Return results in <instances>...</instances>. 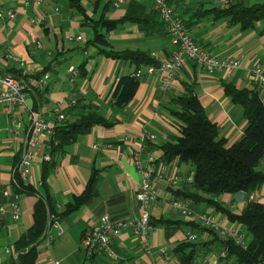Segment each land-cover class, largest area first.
<instances>
[{"label": "crops", "instance_id": "crops-1", "mask_svg": "<svg viewBox=\"0 0 264 264\" xmlns=\"http://www.w3.org/2000/svg\"><path fill=\"white\" fill-rule=\"evenodd\" d=\"M116 0H83L87 13L98 19L103 14L109 19L132 16L121 26L108 33L112 46L116 49H135L157 53V59L168 56L171 44L169 34L161 22L153 0H124L115 5ZM181 14L190 30L191 36L203 47L219 57H231L239 60L238 67L229 74L226 70L207 71L204 67L187 60L180 70L173 85L167 90L160 87L158 74L144 72L134 99L124 108H118L112 101L111 90L115 82L124 74L136 71L137 65L101 55L94 46L84 53L88 39L94 36L90 25H84V14L69 0H0V67L17 66L27 73L45 70L49 93L38 110L49 123L56 121L55 108L65 109L74 92L83 95L87 101L101 103L100 112L116 123L107 127L97 124L78 140L66 147V152L59 158L57 166L47 178L50 194L60 207L73 200L75 195L84 191L94 168L100 169L97 185L98 193L78 209L58 220L59 227H51L53 240L50 244L43 240L37 264H53L51 258L59 264H180L173 248L186 239L189 228L188 217L182 216L170 207L175 198L173 192L180 187L160 185L157 200L151 206L153 218L164 217L176 221L170 228L166 224L154 225L149 232V250L145 249L140 238L126 230L113 242V254L98 252L86 258L82 246L85 230L108 213L114 218L131 217L138 213L136 194L141 185V176L133 161V154L144 150L149 144L142 134L146 129L157 132V143L178 134L170 122V116L163 108L173 94L183 91L182 82L195 80L198 95L209 117L221 128V135L233 143L239 139L246 127L247 120L243 108L235 104L225 93L223 81L233 79L237 87H252V69L256 62L264 65V19L252 29L242 30L238 25H229L226 19H216L215 6H225L233 0H170ZM259 2L264 0H249ZM97 2V3H96ZM96 3V7L95 6ZM9 11L14 16L8 14ZM78 35L83 40H78ZM41 45V46H39ZM87 57L90 76L78 78L76 84L69 81V68L77 66ZM74 85L76 91L74 90ZM29 104H33L32 96ZM21 119V126L13 129V117ZM30 133L28 111L19 106L14 114L6 112L0 104V207L15 199L12 182L16 168L23 156L26 141ZM48 138L41 136V143L48 152ZM155 148V147H153ZM152 148V149H153ZM158 148V147H157ZM161 149V148H160ZM44 160L37 161L31 168L26 180L35 187H40ZM171 169L180 173L192 171L190 164L172 162ZM183 166H186L183 168ZM9 189L10 194H4ZM264 200V185L252 193L240 190L225 193L220 199L234 212H240L249 202L251 195ZM185 201L198 211L214 214L226 227L233 222L221 211L196 204L190 198ZM38 196L19 195L22 214L20 220H14L10 210L0 211V246L2 241L3 264L14 252L15 241L34 221V206ZM178 222V223H177ZM242 229H241V228ZM239 229L244 228L239 225ZM204 238H212L207 231ZM10 248V251H7ZM217 255L210 252L206 257ZM205 257V258H206ZM194 264H204L198 262Z\"/></svg>", "mask_w": 264, "mask_h": 264}, {"label": "trees", "instance_id": "trees-1", "mask_svg": "<svg viewBox=\"0 0 264 264\" xmlns=\"http://www.w3.org/2000/svg\"><path fill=\"white\" fill-rule=\"evenodd\" d=\"M69 1L84 14L83 24L90 25L94 31V36L87 40L86 46L80 48L81 52L84 53L88 47L94 46L98 54L131 61L136 63L137 69L160 63V60L148 50L116 49L112 46L108 33L121 26L124 20L134 17L129 15L120 19H109L103 14L96 19L87 13V6L84 5L83 0ZM166 1L173 5L170 0ZM210 10L214 11L216 19H226L229 25H238L242 30L255 28L257 22L264 19V1L252 3L249 0H233L225 6H215ZM157 12L167 30L158 9ZM167 33L169 34L168 30ZM261 33H264V28ZM167 53L169 54V50ZM89 59L90 57H87L75 66L77 72L74 74V80L70 73V83L76 84L78 78L90 76ZM45 73V70L27 73L17 66L0 67V74H11L30 82L28 90L36 110L40 109L42 102L46 99L49 87L47 82L43 87L33 85L30 78H41ZM140 82V78L132 73L122 75L111 90L114 105L120 109L126 107L134 99ZM253 83L252 87H237L233 79L223 81L226 95L233 103L243 108V115L247 120L242 136L233 143H229L228 139L221 135L219 124L209 117L199 98L197 81L190 79L182 82L184 87L182 92L171 95L169 101L163 104V108L170 116V122L179 133L171 134L168 139L157 144L146 140L150 146L149 149L161 148L162 159L170 164L177 161L179 164L191 165L194 172L193 180L181 182L180 187L173 192L175 198H190L196 204L205 203L227 215L231 222H238L247 232L245 240L238 242L230 235H223L216 229H207L202 227L199 221L191 220L187 222L190 228L188 230L199 234L207 230L212 238L197 240L186 238L178 242L173 251L180 264L202 262V259L210 252L216 253L225 264H264V200L254 196L242 211L234 212L220 199L225 193L240 190L252 193L260 190L264 185V102L254 80ZM73 88L76 89L75 85ZM76 92L72 95L69 105L62 110L66 118H60V114L56 113L53 133L49 136L47 145L50 159L43 161L40 187L27 182L16 168L12 182L14 193L36 195L38 200L34 206L33 224L15 241L14 252L3 264H37L39 245L46 236L49 214H54L55 220L58 221L98 193L100 174L98 168L93 169L84 191L75 195L73 200L62 207L50 194L47 183L48 176L57 166L59 158L66 152L68 145L76 142L80 135L89 133L97 124L111 127L116 123V119L108 118L100 112V102L87 101L83 95ZM193 209L200 213L212 214L206 210ZM150 223L152 226L163 223L170 228V225L173 226L176 221L164 217L155 219L151 214ZM222 251H226L225 257H221Z\"/></svg>", "mask_w": 264, "mask_h": 264}, {"label": "built area", "instance_id": "built-area-1", "mask_svg": "<svg viewBox=\"0 0 264 264\" xmlns=\"http://www.w3.org/2000/svg\"><path fill=\"white\" fill-rule=\"evenodd\" d=\"M124 0H116L115 5H120ZM156 8L160 11L161 17L165 22L166 28L170 35L171 48L168 56L161 58L159 64H149L145 70L150 74H158L160 87L167 90L172 86V83L177 79L180 70L183 68L187 60H192L198 65L204 67L207 71L226 70L231 74L239 65V60L231 57H219L214 55L208 49L198 44L191 36L190 31L185 23V20L178 10L166 0H154ZM10 16H14L12 11H9ZM2 26H0L1 28ZM78 40H83L82 35L76 37ZM41 46V45H39ZM154 57L157 53L153 52ZM72 80L77 69L74 65L70 68ZM143 68L137 69L132 74L137 77L143 75ZM36 73V72H35ZM252 78L259 88V94L264 102V65L262 62H256L252 69ZM31 83L37 86H45L46 76L41 78L32 77ZM30 82L24 78L16 77L11 74H0V104H2L9 114H14L17 107H25L28 111L30 122V133L26 141V147L18 166L19 173L25 179L27 178L32 166L39 160H48L50 155L45 151L44 145L41 143V136L46 134L49 137L53 133V125L49 123L42 114L34 109L33 105L29 104L31 94L28 90ZM56 113L60 114V118H66V114L62 112L58 105L55 108ZM13 129L16 126H21V119L13 117ZM145 140H150L157 144V132L152 129H146L142 134ZM163 150L155 147L144 153V150H139L133 154V161L141 176V185L136 194L138 213L131 217H123L113 219L110 214H103L97 221L91 224L84 232L82 237V246L84 248L86 258H91L98 252L113 254V242L120 237L126 230L130 229L132 233L138 236L145 247L149 250V232L153 226L150 223L151 206L157 200L159 195V186L167 187L176 186L178 183L193 180L194 172L182 174L176 168L171 169V165L166 160L162 159ZM4 194H10L9 189L4 190ZM170 207L180 211L190 220L199 221L202 227L210 229H220L223 235H230L238 242L245 240L244 235H240L239 224L233 222L229 227H226L221 220L214 214L200 213L191 208V206L182 198H174L170 201ZM10 210L14 220H20L22 209L19 203V194L15 195V199L7 206L0 207V211L6 212ZM59 227L58 221L55 220L54 214H49L46 236L44 238L48 244L53 240V235L50 233L52 226ZM224 229V230H223ZM186 238L196 240L199 233L188 230ZM7 248V251H10ZM221 257L227 255L226 251L221 252ZM53 264H59V261L51 258ZM208 260V259H207ZM84 264H89L85 262ZM205 264H225L219 256L215 255L211 261L208 260Z\"/></svg>", "mask_w": 264, "mask_h": 264}, {"label": "rangeland", "instance_id": "rangeland-1", "mask_svg": "<svg viewBox=\"0 0 264 264\" xmlns=\"http://www.w3.org/2000/svg\"><path fill=\"white\" fill-rule=\"evenodd\" d=\"M172 85H173V83H172ZM186 166H183V168H185ZM191 172V171H190ZM189 172V173H190ZM254 197V195L252 194L251 195V198L250 199H252ZM182 216H184V217H186L187 218V216L186 215H184V214H182L180 211H178ZM196 221V220H195ZM238 223V222H237ZM239 224V223H238ZM240 225V224H239ZM217 231H219L220 229H216ZM224 230V229H223ZM203 231H207V230H203ZM240 231H241V229H240ZM208 232V231H207ZM246 231H242V232H239V234L240 235H244L245 236V234H247V232L245 233ZM207 235V233H200L199 234V237H198V239L199 238H204V237H206V235ZM187 237V236H186ZM197 240V239H196ZM2 243L4 244V243H6V242H4V241H2ZM3 244L0 246V253H2V255H3V257L6 255L5 253H4V250H3ZM212 258H214V256H212V257H204L203 259H202V262H204V264L206 263V262H208V260L209 261H211L212 260ZM208 259V260H207ZM196 263H198V262H196Z\"/></svg>", "mask_w": 264, "mask_h": 264}]
</instances>
